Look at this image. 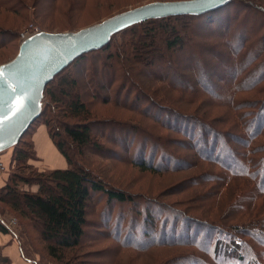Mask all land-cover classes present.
I'll list each match as a JSON object with an SVG mask.
<instances>
[{
	"label": "rangeland",
	"instance_id": "374dc122",
	"mask_svg": "<svg viewBox=\"0 0 264 264\" xmlns=\"http://www.w3.org/2000/svg\"><path fill=\"white\" fill-rule=\"evenodd\" d=\"M152 1L157 0H0V65L18 54L22 34L33 27L48 32L77 31ZM243 1L246 7L238 11L226 29L222 21L234 16L236 4L205 17L164 19L144 23L133 32H120L109 43L110 49L90 52L84 60L73 61L62 71L75 77L77 86L63 93L56 83L59 101L50 102L48 94L53 85H47L43 99L47 113L43 112L30 126L17 150L14 146L0 153V160L6 161L5 172L10 173L9 177L19 174L33 178L52 170L40 169L37 156L26 166L13 162L14 151L15 156L21 149L31 151L29 144L36 128L49 118L51 130L65 143L75 162L135 199L108 203L105 194H93L88 202L89 224L83 240L86 247L66 250L63 258L48 254L50 242L42 237L40 221L32 219L27 211L22 215L1 204L14 212L0 209L3 216L17 220L14 229L22 236L30 258L39 264H195V259L216 264L212 255L197 249V244L203 250L207 249L204 244L211 246L204 232L199 231L204 226L198 225L201 228L195 237L196 224H188L187 217L209 221L219 217L223 224L232 226L251 221L253 225L257 220L252 212L240 213L241 206H252L264 215V195L253 203L259 189L251 180L264 179V134L256 139L251 136L258 108L264 102V54L252 64L247 62L255 52L264 50V0ZM173 25L179 26L178 33L183 36L181 47L168 46L175 34L164 29ZM243 42L244 47L239 48ZM80 96L96 119L92 133L102 145L101 152L94 147L79 152L63 130L64 123L82 119L64 112L65 106ZM158 103L166 108H158ZM171 112L180 116L179 127L185 123L183 117L190 116L200 121L208 133H218L221 145L228 144L234 151H223L227 157L222 159L234 168H239L241 160L247 161L255 175L234 177L220 164L202 160L193 148V139L154 119L160 115L174 121ZM245 125L251 129L248 131ZM195 128L199 135L201 126L195 124ZM162 148L171 153L169 160L158 162L162 171H146L133 161L149 160ZM159 159L160 155L152 157L154 162ZM261 160L262 164L254 167ZM21 187L38 189V185ZM259 187L264 190V182ZM162 239L167 245L153 246L163 244L159 241ZM173 239L181 240V244L172 243ZM184 242L190 246L182 245ZM195 253L197 257L191 256ZM177 258L182 259L172 263Z\"/></svg>",
	"mask_w": 264,
	"mask_h": 264
},
{
	"label": "trees",
	"instance_id": "16d2710c",
	"mask_svg": "<svg viewBox=\"0 0 264 264\" xmlns=\"http://www.w3.org/2000/svg\"><path fill=\"white\" fill-rule=\"evenodd\" d=\"M230 4H236L237 6L235 7L236 10L234 11L235 12L234 16L232 18H229L228 16L226 19L222 21L226 29L230 26V23L233 22V18L234 20L237 18L238 11L243 7H246L247 3L245 1L239 0L237 2V0H230V2L225 6L203 14H184V15H175V16H168L163 18L149 19L134 24L132 26H129L120 32H123L125 30H130L131 32H133L137 27L143 25L144 23H150L164 19L168 21L173 19L184 20L190 17L192 18H199L203 16L205 17L208 14H212L217 11H221L225 9ZM177 27L175 25H173L172 27L165 26L164 29L167 31L171 30L172 33L175 34V37L172 40H170V42L169 41L167 42L168 46L171 48H174L176 46L179 47L182 46L181 43L183 42V36L179 35L178 32L180 28L179 26ZM118 33L112 36L110 42L113 41L114 36L117 35ZM244 42L241 44V46H239V48L244 47L245 44ZM109 43L98 50L104 51L106 49H110L109 47L111 44ZM98 50H94V51H98ZM240 51L241 49L239 50V52ZM89 53L90 52L78 57L74 61L77 62L82 59L84 60V58ZM263 54H264V50L259 51L257 53L255 52L252 56L249 57L247 62L249 64H252L258 61ZM225 60H228V58ZM62 71L56 75V78L52 83L48 84V85H53V87L50 89V92L48 94L50 102H52L53 100L55 102L59 101L58 95L56 94L55 91V89L57 90L55 86L56 83H59L58 89L60 88V91H62L63 93H65L68 89L71 90L72 88H75L77 86V81L75 77H72L70 76V74L67 73H64L63 75ZM58 80L59 82H56ZM254 87L256 86L250 88L254 89ZM47 93L48 91L46 87L45 95H47ZM66 106H65L66 110L64 112L67 115L73 118H79V117L82 118V119L79 118L80 121H78L77 123L74 124L64 123V125H62L64 132L75 144L78 151L80 152L82 150H85L86 148L88 149V147H94L95 149H99V152H101L102 145L101 143L96 141L92 133V128H93L92 126L94 125L96 119L93 118V115L87 103L84 102L80 96L77 97L74 101H70V103H68ZM156 106L158 108H162V107L166 108V106H164V104L162 103H158L156 104ZM43 112L47 113L46 106L43 109L42 113ZM42 113L41 115L43 116L44 113L43 114ZM171 113L175 117L174 121H170L169 119L164 117L162 118L160 115H157L154 119H156L157 123L160 121L161 126L172 131L183 133L185 136L187 135L189 136V138L193 139L192 141L194 142L193 144L195 145L193 146V148L197 151V155L202 160L216 162L220 164L222 167L225 168L224 169L225 171L232 172L234 177H242V176L244 177L249 174L255 175V173L252 171L254 169H251V167L249 169L248 165L250 166V164H248L247 161L243 163V160H241L240 163L241 165L239 166V168H234L231 167L227 162H225V160L222 159V157L224 156L222 153L223 151L224 154L227 152V150H229V152L231 153H234V151L231 147L228 146V144L221 145L222 139L219 137L220 135H218V133L216 132L208 133L206 129L202 127V123L200 121L190 116L183 117V119H185V123L182 124L181 127H179L178 122H180L179 120L180 116L176 115L173 112ZM263 113H264V102L260 104L258 108V114L254 119L256 128L254 131H251L252 138L256 139L260 135L264 134V119H261ZM50 120L51 119L47 118L46 120L43 121V123L47 126L49 130V135L53 140L54 144L56 145L58 150L63 154V156L67 159L69 167L65 169H53L48 173L43 172L36 175L33 178L20 176L19 174L12 175L9 178L8 183L0 188V209L4 213H9V214L11 213L14 214L13 211H15L17 213H21L22 215H25L28 212L27 215H30L32 219H35L36 221H40L43 226V231H40L42 237L46 241L50 242V244H48V252H49L48 254L53 258H63L64 257L63 254L66 252V250L84 249L86 247V245L83 244V240L86 235V228L89 224L88 202L93 196V194L95 193L105 194L108 203H111L113 201L126 203L133 201L135 198L132 195L127 194L124 190L114 188L111 185H108L103 181L101 175L94 172L92 169L85 168V166H83L81 162H75V160L71 157V155L68 154L65 148L66 147L65 143L59 140L60 137L58 139V134L51 130ZM195 124H199L201 126V131L199 132V135H196V133L198 134V131L197 128H195ZM113 127L114 126H111L109 127V129H112ZM245 127L248 131L251 129L250 125H245ZM20 141L17 145H15L16 150L21 143ZM29 146L32 153L31 151L21 149L18 152V154L15 156V151H14L13 162L15 165H18L19 162H22L26 166V163H28L32 157L36 158L37 152L35 150V144L33 139L29 144ZM156 155L157 156L160 155V159L157 162H154L155 160H152V157H155ZM152 157L149 160L143 158L139 162L137 161V159L134 158L133 161L135 162V164H137L139 167H141L146 171L152 170L159 172L162 171V166L161 163L158 162L160 160L162 161L169 160V158L171 157V153L166 149L162 148L159 151L158 150L155 151L154 156ZM233 159L237 161L236 160L237 157L235 154H233ZM262 162L263 160L259 161L257 164H255L254 167L257 166L259 167L262 164ZM168 169L176 170L177 168H174V166L172 167L169 166ZM261 170L262 172L264 171V169ZM220 180H224V179H220ZM251 180L255 181L258 184V189H259V191L252 198L254 203L258 196L264 195V190H261V188L259 187V185L262 182H264V179H260V180L251 179ZM23 184H28L29 186L38 185V189L36 191H33L32 189L25 190L23 189V187H21V185ZM1 204L10 207L13 211L11 209L4 208L3 205ZM251 207L244 206L242 208L241 206V210H239V212L242 214L252 212L251 216L257 219L253 221L254 223L253 225H252V221L245 223L244 225H239L241 224V222H237V224L231 226V224L229 225L223 224L220 221L222 219L219 217L211 219L212 221L204 220L198 217L195 218L187 217L188 220L186 221H188V224L191 221V222H195V224L197 225L193 227L195 228L193 229L195 232V237L198 234L197 230L201 228L198 225L204 226L203 229L201 228L199 231L200 233L204 232L203 237L207 241H210L211 244V246L204 244V246H207L206 250L199 248L202 245L197 244V249L205 252L208 256L212 255L216 264H264V249H263L264 248V215H262V213L259 210L256 211ZM161 215H159V218ZM162 217H164V221H165L166 215ZM237 218H239V216H237ZM175 219L178 220V217ZM246 225H249V227H246ZM227 226L230 228L229 229L226 228ZM0 227H3L2 224H0ZM253 227L254 229L252 230ZM181 235L184 237L185 232H182ZM173 237L171 236L170 239H172ZM159 241H161L163 244H154L153 246L156 247V245L157 246L167 245L165 244L166 239H162ZM179 241L181 240L173 239L172 243H180ZM197 242L198 241L192 240L191 243L195 244ZM182 245L190 246L185 242ZM191 256L197 257L196 253L192 254ZM180 259L182 258H177L173 260L172 263H175ZM194 262L195 264L205 263L203 260L198 261L196 259L194 260Z\"/></svg>",
	"mask_w": 264,
	"mask_h": 264
},
{
	"label": "water",
	"instance_id": "95a60500",
	"mask_svg": "<svg viewBox=\"0 0 264 264\" xmlns=\"http://www.w3.org/2000/svg\"><path fill=\"white\" fill-rule=\"evenodd\" d=\"M230 0H157L120 12L77 31H40L22 41L18 54L0 65V153L19 143L43 111L47 85L78 57L106 46L112 36L134 24L156 18L203 14ZM30 70L31 82L24 92L15 78L17 68ZM12 88H16L13 91Z\"/></svg>",
	"mask_w": 264,
	"mask_h": 264
},
{
	"label": "crops",
	"instance_id": "0c3cea01",
	"mask_svg": "<svg viewBox=\"0 0 264 264\" xmlns=\"http://www.w3.org/2000/svg\"><path fill=\"white\" fill-rule=\"evenodd\" d=\"M33 141L40 169H65L69 167L67 159L58 150L49 135L47 126L41 125L36 128ZM1 160H3L1 158ZM6 164V161L3 160ZM10 173L0 174V188L9 181ZM1 224V223H0ZM0 227V264H39L36 259H32L26 254L23 246V238L15 229H10L2 224Z\"/></svg>",
	"mask_w": 264,
	"mask_h": 264
},
{
	"label": "built area",
	"instance_id": "2783aa9c",
	"mask_svg": "<svg viewBox=\"0 0 264 264\" xmlns=\"http://www.w3.org/2000/svg\"><path fill=\"white\" fill-rule=\"evenodd\" d=\"M38 32H40V30H38L37 27H33V28L29 29V31L24 32L22 34L23 41L25 39H27L28 37H30L33 34H36ZM6 170H7V165L3 162V160H0V174L5 172ZM0 223L3 224L4 226L10 228V229H14V226L17 224V220L13 219V218H7L0 213Z\"/></svg>",
	"mask_w": 264,
	"mask_h": 264
},
{
	"label": "snow or ice",
	"instance_id": "6c2138e0",
	"mask_svg": "<svg viewBox=\"0 0 264 264\" xmlns=\"http://www.w3.org/2000/svg\"><path fill=\"white\" fill-rule=\"evenodd\" d=\"M3 71L0 69V77L3 76ZM15 78L22 84L24 88V92L28 90V85L31 82V75L30 70L26 67L20 66L17 68V71L15 73ZM13 91H16V88H12ZM7 119V117H4L2 120H0V125L3 124V120Z\"/></svg>",
	"mask_w": 264,
	"mask_h": 264
}]
</instances>
